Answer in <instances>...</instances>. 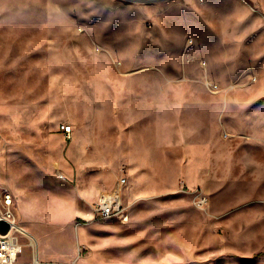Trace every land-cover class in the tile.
<instances>
[{
    "label": "rangeland",
    "instance_id": "1",
    "mask_svg": "<svg viewBox=\"0 0 264 264\" xmlns=\"http://www.w3.org/2000/svg\"><path fill=\"white\" fill-rule=\"evenodd\" d=\"M122 176L129 222L77 219L63 264H264V0H0V208L20 189L90 214Z\"/></svg>",
    "mask_w": 264,
    "mask_h": 264
},
{
    "label": "crops",
    "instance_id": "2",
    "mask_svg": "<svg viewBox=\"0 0 264 264\" xmlns=\"http://www.w3.org/2000/svg\"><path fill=\"white\" fill-rule=\"evenodd\" d=\"M118 79L116 81L112 80L111 83L115 88H117V101L114 103V120L117 119V125L122 130V132H129L128 139L135 141L136 138V98L134 91L131 90L133 83H135L134 77L136 76L134 72L130 71H118L116 75H114ZM127 116L126 123L124 122V118ZM40 124H45L44 122H38ZM126 125V127H125ZM72 126V125H71ZM73 128V126H72ZM40 131V130H39ZM38 133V132H37ZM74 134V128H73ZM125 134V133H124ZM40 136V132L37 134ZM80 139L81 136L78 134ZM78 138L75 139L76 142ZM94 139L93 135L91 140ZM72 149V147H71ZM70 149V150H71ZM93 147L89 145H85L82 150V146L77 147V145L73 146L74 155H79L80 157L83 155L84 158H88V154L92 152ZM72 154V150H71ZM57 169V168H55ZM102 170V169H101ZM45 170L44 172H46ZM85 171V170H84ZM50 173L49 171H47ZM86 173V172H85ZM49 182H54L58 185L59 188L66 187L65 185H61V180L56 181L49 175ZM12 185V184H11ZM114 186V185H113ZM14 188V187H12ZM17 188V187H16ZM70 187L67 186V189ZM15 189V188H14ZM101 188L97 192L90 194L91 197L96 196L98 198V194L103 192ZM110 189V188H109ZM128 189V188H127ZM13 203H14V212L20 226L30 234L31 238L35 243V249L31 246V251L28 252V260L24 261L25 250L19 256L18 264H32V260L35 256L41 262H48L51 264H63L67 261H72L76 256L77 247L80 243L79 237V228H76V220L79 218L89 220L92 216L82 210L80 205V200L76 201V210L74 215L71 216H39L38 205L35 196L28 194L25 191H21L20 189H16L13 191ZM97 194V195H96ZM95 199V201H96ZM94 201V202H95ZM69 231V232H68ZM68 232V234H67ZM29 245V242L27 243Z\"/></svg>",
    "mask_w": 264,
    "mask_h": 264
},
{
    "label": "built area",
    "instance_id": "3",
    "mask_svg": "<svg viewBox=\"0 0 264 264\" xmlns=\"http://www.w3.org/2000/svg\"><path fill=\"white\" fill-rule=\"evenodd\" d=\"M210 89L214 91L217 86L210 83ZM60 132L67 140L73 138V128L69 124H62ZM57 178L65 181V176L59 172ZM128 180L125 176L120 177L115 183L114 187L108 192L99 194L96 201L91 205V218L86 220L91 221H105L116 220L121 223H127L130 219L129 207L125 205L124 190ZM3 207L0 208V219H6L11 223V229L8 234H0V264H18L19 256L22 253L23 244L22 238L29 239V246L35 249V243L31 236L20 226L15 216L13 209V198L11 195H6L3 201ZM32 264H51L48 262H41L37 256L32 260Z\"/></svg>",
    "mask_w": 264,
    "mask_h": 264
},
{
    "label": "water",
    "instance_id": "4",
    "mask_svg": "<svg viewBox=\"0 0 264 264\" xmlns=\"http://www.w3.org/2000/svg\"><path fill=\"white\" fill-rule=\"evenodd\" d=\"M134 1L140 2V0H134ZM10 229H11V223L6 219H0V234L6 235L9 233Z\"/></svg>",
    "mask_w": 264,
    "mask_h": 264
}]
</instances>
